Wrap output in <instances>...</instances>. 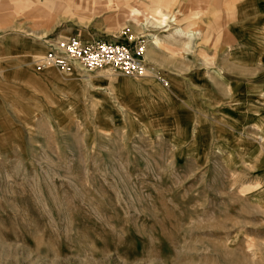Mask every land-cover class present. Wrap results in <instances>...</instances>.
Instances as JSON below:
<instances>
[{
  "label": "rangeland",
  "instance_id": "rangeland-1",
  "mask_svg": "<svg viewBox=\"0 0 264 264\" xmlns=\"http://www.w3.org/2000/svg\"><path fill=\"white\" fill-rule=\"evenodd\" d=\"M0 264H264V0H0Z\"/></svg>",
  "mask_w": 264,
  "mask_h": 264
},
{
  "label": "built area",
  "instance_id": "built-area-1",
  "mask_svg": "<svg viewBox=\"0 0 264 264\" xmlns=\"http://www.w3.org/2000/svg\"><path fill=\"white\" fill-rule=\"evenodd\" d=\"M144 44L130 48L117 41L82 40L72 36L65 41L50 44L44 56L32 63L35 71L53 67L63 73L79 68L87 72L109 68L118 75L143 79L150 75L143 58ZM158 80L167 84L163 78Z\"/></svg>",
  "mask_w": 264,
  "mask_h": 264
},
{
  "label": "crops",
  "instance_id": "crops-1",
  "mask_svg": "<svg viewBox=\"0 0 264 264\" xmlns=\"http://www.w3.org/2000/svg\"><path fill=\"white\" fill-rule=\"evenodd\" d=\"M164 28H166V27H164ZM178 31V30H177ZM178 34V33H177ZM179 35V34H178ZM144 37H154V36H152V35H150V34H147V35H145ZM193 37V35H192V33H191V36L190 37H188L189 39H191ZM187 38V39H188ZM92 39H96V40H99L97 37H91L90 39H82V40H92ZM147 55V54H146ZM149 68V67H148Z\"/></svg>",
  "mask_w": 264,
  "mask_h": 264
},
{
  "label": "bare ground",
  "instance_id": "bare-ground-1",
  "mask_svg": "<svg viewBox=\"0 0 264 264\" xmlns=\"http://www.w3.org/2000/svg\"><path fill=\"white\" fill-rule=\"evenodd\" d=\"M46 69H48V68H45L44 70H42V71H45Z\"/></svg>",
  "mask_w": 264,
  "mask_h": 264
}]
</instances>
